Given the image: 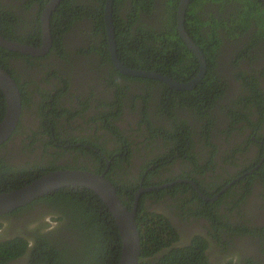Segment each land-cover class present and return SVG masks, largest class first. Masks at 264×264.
I'll use <instances>...</instances> for the list:
<instances>
[{
	"label": "flooded vegetation",
	"instance_id": "flooded-vegetation-1",
	"mask_svg": "<svg viewBox=\"0 0 264 264\" xmlns=\"http://www.w3.org/2000/svg\"><path fill=\"white\" fill-rule=\"evenodd\" d=\"M42 1H46L45 7L49 0H0V35L4 39L5 36L10 38L6 40L21 44H24L22 40L18 41L16 38L28 37L30 46L40 47L42 43L40 22L44 9ZM130 1L121 0L119 10L122 16L131 12ZM163 1L154 0L153 13L146 16L142 11L137 12L133 20L158 27L159 18L163 15L161 11ZM114 4L115 0L112 15ZM201 8L204 11L201 20L207 21L215 17L222 25L218 29V40L221 42L215 46L211 45L209 57L213 62L210 68L206 54L195 42L205 60L206 70L202 79L210 71L217 74L211 87L218 92V96L208 110L205 108L213 104H209L211 98L208 97V92L201 96L202 98L193 99V105L197 102L193 108L188 106L191 100L187 97L181 94L170 96L176 99L168 108L169 111L176 117L184 119L183 122L193 128L187 136L183 132L181 137H173V141L168 142L169 146L164 147L166 141L160 136L162 132L158 126L168 128L172 121L176 120L174 117L169 119L163 112L155 114L156 110L163 109L160 95L163 85L166 84L142 77L137 78L154 81L146 83L123 79L121 75L133 76L124 75L116 69L109 50L108 60H101L100 54L88 50L90 45L97 44V38L100 36L89 33L92 31V23L87 19L75 23L61 36L64 55L51 48L41 57L16 52L13 56L6 55L5 71L14 73L11 77L20 92L21 109L13 134L0 145V161L3 162L4 159L6 162L5 157L8 153L12 165L36 159L43 161L44 164L55 161L53 167L64 168L58 170H68L67 166L70 164L75 167L72 170H82L79 168L84 164L87 166L85 171L94 173L96 167L101 168L102 162L105 161L103 171L105 174L113 162L98 149L103 145L108 154L113 156L112 159L119 162V168L113 164L117 178L131 182H134V179L138 180L137 190L131 193L133 195L131 207L136 202L138 207L144 195L142 199L145 208L163 215L173 226L176 234L175 247L186 246L192 238L198 237L203 239V246L206 248L204 257L210 264H264L258 233L261 229L264 231V173L258 172L260 169L264 170V29L260 28V21L255 17V13L252 16L241 15L244 8L240 1L224 0L223 5L205 3ZM246 8L253 9L250 5ZM123 22L124 25H131L126 17H123ZM232 24H235L234 28ZM135 25L137 24L134 23ZM224 26L229 29H223ZM78 48L85 50L80 51ZM130 57L132 59L128 65L131 66L136 64L145 66L148 62L145 57L141 59L133 57L132 54ZM117 58L120 61L118 52ZM193 59L198 64L199 72L200 61L194 55ZM193 59L188 62L191 61L190 64H193ZM120 62L129 69L148 71L145 68H131ZM190 64L188 66H191ZM153 72L166 75L159 71ZM110 78L130 88L127 92L121 90L120 103L111 109L109 105L103 104L104 101L111 103L114 100L113 91L108 87ZM65 81L68 85L64 89ZM59 89L61 91L67 89V92L62 96L57 93L58 99L54 100ZM43 94L46 96L42 97ZM39 100H42L43 108L51 113L44 117V120H40L35 114ZM56 101L55 112H50L51 106L49 109L48 104L52 105ZM144 109L148 116L143 119ZM108 111L113 117L109 115L106 119L100 115ZM202 112L207 114L200 118ZM107 120L113 121L118 133L120 131L123 134L122 138L116 137L111 124L101 123ZM205 122L209 132L207 136H202L200 129ZM46 126L58 133L59 138L42 135L32 142L30 137L33 133H47ZM126 145L129 150L131 149L130 157L127 158L128 163L124 161L125 157L121 156L123 153L125 156L127 154L124 151ZM45 152L48 154H44ZM98 154L101 156L100 159L97 158ZM167 157L169 158L165 161ZM192 157L198 160L197 165L192 162ZM148 162L161 167L145 181L144 176L147 172L156 167V165L147 167ZM123 170L129 175L125 177ZM40 172L38 170L36 173ZM171 176L181 177L175 182L166 183ZM252 177L255 181L249 184ZM185 181H190L194 187ZM177 184H185L184 187L187 189L184 191L179 188L174 197L170 190H166V193L160 196L163 188ZM154 190L161 192L148 195ZM155 198L161 200L154 201ZM181 199L188 203L189 211L186 215L172 207L175 201ZM50 205L51 203H38L31 205L25 212L18 213V216L8 218H3L8 214L0 216V243L16 236L26 237L30 243L22 255L8 260L6 264H29L32 239L43 231L61 226V222H58L61 215L50 208ZM208 210L219 215L222 227L216 228L218 222H212L202 214ZM62 222H65V218H62Z\"/></svg>",
	"mask_w": 264,
	"mask_h": 264
},
{
	"label": "trees",
	"instance_id": "trees-1",
	"mask_svg": "<svg viewBox=\"0 0 264 264\" xmlns=\"http://www.w3.org/2000/svg\"><path fill=\"white\" fill-rule=\"evenodd\" d=\"M179 1L180 0H164V6H162L161 10L163 11V15L161 18H159L160 23L158 27H153L147 23H138L137 21L133 20V16H137L136 13L140 11L144 12L146 16H149L151 13H153L155 10L153 7L154 0H131V12L126 13L123 16L119 10L121 0H115L112 18L116 51L118 52L120 61L127 64V66L131 68H145L148 71H159L175 80L177 79V81L182 83L189 82L196 76L198 72V64L193 59V55L185 47L176 32V10ZM235 1H240L242 3V7L244 8V11L241 13L242 16H252L255 13V17H258L260 21V28L263 27L264 29L263 1ZM45 2L46 1L41 2L42 8L44 7ZM205 3H212L213 5L220 3V5H223L224 0H191L188 10L185 14V28L192 37L193 41L203 49L207 57L206 59L209 63L208 67L210 68L211 63L213 62L211 57H209L211 45L215 46L221 42L218 40V29L219 27L221 28L222 25L216 20L215 17V19L210 18L207 21L200 19L201 16L204 17V11L201 7L204 6ZM104 4L105 0L60 1L58 6L53 11L50 19L52 37L51 50L59 51L60 54L64 55L65 50L63 46V40L61 38L63 33L68 32L75 25V23H81L84 20L90 19L92 23V31H89V33L93 34L94 36H100V38H97V44L95 46L90 45L88 50H92L100 54L101 58L99 59L108 60L109 53L107 49V40L103 22ZM247 5H250L253 7V9H247ZM133 7L135 8L133 9ZM123 17L128 18L129 22H131V25H124ZM134 23L137 25L134 26ZM234 25L235 24H232L233 28ZM245 25L246 24L244 23V26ZM202 27H204V30ZM222 28L229 29L226 28V26ZM205 37H207V39ZM6 38L8 37L5 36V39ZM24 38L19 37L16 38V40L19 41V39H21L22 43L29 45V40H27L29 38ZM35 46L38 47V45ZM83 50L85 49H80V51ZM14 54V52L0 48V67H2V69L7 70L5 58L9 55L13 56ZM130 54H132L133 57H141V59H144L143 57H145L148 62H146L145 66L138 64L133 66L128 65L132 59ZM189 58L193 59V64H190L191 61L188 62V60H190ZM149 59L153 61H149ZM189 64L191 66H188ZM7 72H9L10 76H14V73L11 71ZM115 73H117L116 70ZM121 77L129 81L140 80L146 83L154 81L142 78L139 79L137 77H126L122 75ZM216 77L217 74L214 71L206 73L201 82L196 84V86L189 91H175L167 85L162 84L163 88L160 97L162 98L163 106L161 107L163 109L156 110L155 114H157V112H163L169 117V119L173 117L176 119L175 122L172 121V125L170 124L171 126L168 128L165 126H158L160 132H162L160 133V136L166 141V143H164V147L169 146L168 142L173 141V137H181L183 132H185L187 136V134L190 133L189 131L193 129L191 126L188 127L186 122H183L184 119L176 117L169 111L168 108L176 99L170 96L181 94L183 97H187L189 100H191L188 106L193 108L197 105V102L193 105V99H198L199 97L202 98L201 96H204L205 93L208 92V97L211 98V100H209V104L213 103L210 106L208 104L209 107L205 108L208 110L212 105H214V101H216L215 97L218 96V92L215 91L213 87H211ZM16 79L17 78H15V80ZM110 79V81L108 80V87H110L113 91L114 100L111 103L104 101L103 104L104 106L109 105L111 109L112 106L114 107L120 103L119 95L121 94V90L123 89L127 92L130 90V88L116 83V81H114L112 78ZM63 85L65 86V89L68 85V82L65 81ZM21 88L23 91V87ZM66 92L67 89L65 91H61L60 89L57 90L54 100L57 98V93L59 96H62L65 95ZM41 96L43 97L46 95L43 94ZM50 104L51 103L48 104L49 109L51 106L50 112H55L57 101L52 105ZM100 105L102 106V104ZM35 108V114L38 115L40 120L48 116V114H51L48 110L43 108L42 100L38 101ZM4 111L5 98L0 90V121L4 115ZM109 111L103 114L101 113L100 115H103V117L105 116L106 119H108L109 115L113 117ZM142 112L144 113V119V117L146 118L148 115L145 109ZM206 114V112H202V114H200V118H203V115ZM52 122L53 121H51V123ZM101 123L105 125L111 124V126H113V121L109 122V120H107L105 123L102 121ZM206 125L207 122H205V125H203L200 129L202 136H207V133L209 132V128H207ZM112 128L116 137L122 138L121 135L123 134L120 133V131L118 133L117 128L114 126ZM45 129L47 133H33L30 137L31 141H36L38 139L37 137L42 135H49L51 137L54 136L59 138V134L53 131L50 127L46 126ZM15 134L16 133H14V135ZM124 139L125 138H123V140ZM98 149H100V151L106 155L107 159L112 160L113 164L119 168V162L116 161V159H112L113 156L108 154L106 148H104L103 145ZM124 151L127 152L126 156L124 153L121 156L125 157L124 161L128 163L127 158L130 157L131 149L129 150V147L126 145ZM7 154L8 153H6L5 157L7 161L4 162V159H2L3 162L0 161V193L18 189L50 171L64 169L60 168L61 166L53 167L55 165V161H48V164H44L43 161L40 162L36 159L31 162L12 165L10 163L11 157L7 156ZM44 154L47 155L48 153L45 152ZM97 158H101L100 154L97 155ZM168 158L169 157H167L165 161H167ZM192 162L197 165L198 160L196 157H192ZM74 164H76V162ZM113 164L105 173V177L108 178L116 187L122 203L128 209H131V202L133 199V195L131 193L137 190L138 180L134 179V182H131L130 180L117 178V171L114 169ZM171 164H173V162H171ZM146 165L148 167L149 165L154 166L156 164H150V162H148ZM101 166L102 167L99 169L98 167H96L97 169L94 168L96 170L95 173H103L106 162L103 161ZM158 167L161 166L156 165V167H154L155 169L149 170L144 176V180H149L151 175L155 174V170H158ZM67 168L75 169V167L71 164L67 166ZM79 169L86 170L87 166L81 164ZM38 170L41 171L39 174L36 173ZM258 172L264 173V170L260 169ZM123 175L126 177L129 174L127 171L123 170ZM180 177L181 176H171L166 180V183L175 182L176 179ZM252 181H255L254 177H252V179L249 181V184H251ZM184 186L185 184H177L163 188L161 190L163 192L160 193V196L162 197L163 194L166 193V190H170L173 192L171 195L174 197L177 194L179 188L183 189L184 191L187 189V187ZM161 191L154 190L148 195L157 194ZM142 198L138 204L136 216L137 228L140 236V255L138 264H210L204 257L206 248L203 246L204 244L202 238L195 237L191 239L188 245L183 247H175L174 244L176 240V234L172 228L173 226L169 224V221L163 215L157 214L152 209H146L143 205ZM196 198L197 197L195 194V199ZM159 199L161 200V198H155L154 201H158ZM177 201L172 204V207L175 210H181L182 214L186 215L189 211L187 208V201L185 202L183 199ZM38 203H51L49 207L53 208L54 211L61 215V218L58 219V222H61V226H57L55 229L50 231H43L35 236L34 239L31 238L33 242L31 243L29 249V264H118L121 249V239L116 224L106 206L92 191L86 188H64L53 192L50 195L41 197L38 200L33 201L31 204L29 203L24 207H20L3 218L18 216V213H23L29 209L31 205ZM202 214L206 216V218L212 220V222H218V224L215 223L217 224L216 228L219 226L222 227V222L219 221V215L212 213L210 210L204 211ZM62 218H65L64 223L62 222ZM246 230L247 229H245V231ZM249 232H251V230H249ZM258 233L260 234V247L262 246L260 249L261 253H263L262 262L264 263V231L261 229ZM29 244L30 243L26 237L22 238L20 236L6 239V241L0 243V264H6L8 260L15 259L22 255Z\"/></svg>",
	"mask_w": 264,
	"mask_h": 264
},
{
	"label": "water",
	"instance_id": "water-1",
	"mask_svg": "<svg viewBox=\"0 0 264 264\" xmlns=\"http://www.w3.org/2000/svg\"><path fill=\"white\" fill-rule=\"evenodd\" d=\"M61 0H49L41 14L42 43L34 47L19 42L4 39L0 35V47L28 55L41 57L51 48L52 37L50 32V17ZM191 0H180L176 13V32L185 47L200 61L198 74L189 82L181 83L166 75L153 71L129 69L117 58L115 34L113 28L112 8L113 0H105L104 25L108 42V50L113 63L122 74L133 77L155 79L165 83L176 90H189L199 83L205 73V60L195 42L185 28V12ZM263 1L264 0H260ZM0 90L5 98V113L0 122V145L14 132L20 117V92L14 79L0 68ZM181 182V181H178ZM190 182V181H185ZM191 183V182H190ZM194 187V184L191 183ZM86 188L92 191L108 209L111 214L120 239L121 249L118 264H138L140 255V236L137 228V202L128 209L121 201L116 187L105 177L104 173L97 174L85 170H56L42 175L34 181L8 192L0 193V216L24 207L27 204L49 193L62 188ZM196 187V186H195Z\"/></svg>",
	"mask_w": 264,
	"mask_h": 264
}]
</instances>
